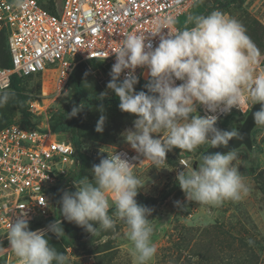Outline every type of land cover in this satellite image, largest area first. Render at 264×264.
<instances>
[{
  "label": "clouds",
  "instance_id": "1",
  "mask_svg": "<svg viewBox=\"0 0 264 264\" xmlns=\"http://www.w3.org/2000/svg\"><path fill=\"white\" fill-rule=\"evenodd\" d=\"M192 3L198 7L203 0ZM176 24V16L169 14L158 20L148 35L126 34L113 52L115 63L107 90L98 97L102 100L109 92L114 93L120 111L136 117L133 128L125 130L123 138L137 153L133 159L142 156L156 169L165 168L166 154L173 148L194 152L201 145L221 148L234 137L242 139L237 129L216 126L219 115L234 108H251L259 103V110L252 115L255 125L264 128V72H257L264 55L244 25L219 9L206 15H188L183 28L174 27ZM151 37H159L157 46H153ZM137 68L147 70V91L135 90L139 82ZM14 96V92L0 88V108ZM198 107L208 114L199 115ZM82 108L74 106L67 117L77 116ZM97 110L101 115L95 131L102 133L105 110L102 105ZM154 134L163 135L157 138ZM238 158L234 150L208 152L199 157L196 168L178 171L175 179L186 202L219 207L225 201L240 202L247 197L251 188L234 163ZM90 172L92 179L86 176L74 183L75 191L63 192L60 216L91 236L114 230L116 221H121L126 225L133 264H149L157 252L152 239L153 219L148 218L153 209L136 200L145 184L134 174L133 164L115 151L94 164ZM175 204L187 211L186 204ZM61 225L56 219L44 229L30 230L29 219L22 214L9 222L6 238L10 247H0V252L10 249L19 264H68V257L50 244L48 236L52 233L57 239L64 237ZM253 243L248 241L249 245Z\"/></svg>",
  "mask_w": 264,
  "mask_h": 264
},
{
  "label": "rangeland",
  "instance_id": "2",
  "mask_svg": "<svg viewBox=\"0 0 264 264\" xmlns=\"http://www.w3.org/2000/svg\"><path fill=\"white\" fill-rule=\"evenodd\" d=\"M226 0H203L201 15L219 9L226 16L239 20L247 30V35L264 55V0H237L224 7ZM195 7L190 14H194ZM210 10V11H209ZM208 11V13H207ZM189 14V15H190ZM7 64L5 34L0 27V66ZM109 69L105 66L93 67L89 61L80 62L61 96H54L53 80L49 72L29 76L20 80V87L26 102L37 100L46 105V116L33 117L22 112L14 99L0 108V128L9 123L27 125L49 124L52 126L64 113L69 101L74 97V85L79 84L89 95L90 103H81L78 113L76 135L82 163L67 183L65 190L75 191L74 183L86 176L92 179L91 168L100 159L116 149L136 153L124 140L123 133L133 128L136 117L121 112L120 109L104 108L106 121L103 132L95 131L101 113L97 110L100 93L105 92L109 81ZM136 91L144 90V84L135 85ZM9 91H12L9 89ZM13 92V91H12ZM112 95L109 92V98ZM198 112V111H197ZM199 114V113H198ZM246 115L233 113L216 126L222 130H235L241 126ZM27 121V122H26ZM159 137L163 134H154ZM63 138L67 139L65 134ZM251 149L241 146L234 150L238 159L234 163L251 188L250 194L240 202L225 201L219 207L198 205L186 202L185 194L176 182L177 172L196 168L199 157L206 153L209 145H201L194 152L173 148L166 154L167 163L156 169L147 159L140 156L134 174L145 184L139 189L137 202L147 199L148 207L153 209L152 220L155 231L153 242L157 248L155 257L149 264H264V128L254 126L251 130ZM184 159L187 166H181ZM187 205L182 211L175 202ZM114 207L110 209L111 215ZM68 242L57 239L48 233L50 244L68 257V264H133L125 236L126 225L116 221L114 230L101 231L96 236L89 234L75 223L67 222L60 216ZM51 219H40L29 225L30 230L44 229ZM0 231V247L2 245ZM252 240V245L248 241ZM16 259V258H15ZM14 259L9 264H15ZM0 264H8L0 257Z\"/></svg>",
  "mask_w": 264,
  "mask_h": 264
},
{
  "label": "built area",
  "instance_id": "3",
  "mask_svg": "<svg viewBox=\"0 0 264 264\" xmlns=\"http://www.w3.org/2000/svg\"><path fill=\"white\" fill-rule=\"evenodd\" d=\"M192 10V0H0V27L11 62L10 67L0 66V88L9 90L14 74L22 79L49 72L54 77L51 95L61 96L80 62L96 60L110 71L115 63L113 52L126 34L148 35L166 15L186 21ZM184 26L185 22L180 28ZM151 42L157 46L159 37H151ZM257 72H264V62ZM136 75L139 82L148 80L146 69L137 68ZM251 108L220 114L217 124L233 113L246 115ZM46 110L43 101L26 102V111L33 117L46 116ZM197 111L201 116L208 114L203 107ZM62 135L49 124L14 122L0 129L1 247H10L9 222L22 214L29 225L52 218L54 196L61 194L58 184L79 165L75 147ZM115 151L128 158L133 168L140 159H133L137 153L129 150ZM180 165L187 166L184 159ZM0 257L8 264L12 259L19 264L10 249L0 252Z\"/></svg>",
  "mask_w": 264,
  "mask_h": 264
},
{
  "label": "trees",
  "instance_id": "4",
  "mask_svg": "<svg viewBox=\"0 0 264 264\" xmlns=\"http://www.w3.org/2000/svg\"><path fill=\"white\" fill-rule=\"evenodd\" d=\"M237 0H226L225 4H222L221 7H226L234 2H236ZM194 14H200L203 12V8L199 5L198 7H195L194 9ZM210 11V10H209ZM208 13V11H207ZM185 22V17H182L180 19L177 20V27H181L183 25V23ZM190 26V25H189ZM5 52H6V56H7V64L4 65L3 67H10L11 66V62L9 59V55L7 52V48H6V41H5ZM90 64L93 67H101L104 66L101 62L96 61V60H92L89 61ZM20 78L14 74L11 77V86L10 89L15 93L14 99L18 105V108L24 113L26 112V105H25V97L22 94L21 91V87H20ZM109 80H110V76H109ZM148 81V80H147ZM146 82H139L138 84H146ZM145 91H147L145 89ZM91 98L89 97V95L84 91V89L79 85V84H75L74 85V97L69 101L68 106H66V109L63 113V115L51 126V130L57 133H63L67 136V140H69L73 146L76 149L77 152V157L79 160V165L77 167V169L71 173L69 176H67L66 178H64L59 184L58 187L56 188V190L60 191V195H55L54 196V212H53V216L51 218V220H58L60 219V212H59V208H60V198L63 194V192L65 191V188H67V183H70L71 177L74 175L75 172H77L78 168L80 167L81 163H82V156L79 153V142L77 140V135H76V124L78 121V115L75 117H71L68 118L67 114L71 112L72 108L74 106H78L81 105V103H90ZM99 105H102L103 107L106 108H110V109H118V104H119V100L118 98L115 96L114 93H112V95L109 98H104L102 99L100 102H98ZM27 122V121H26ZM11 124V123H9ZM8 125V124H7ZM31 124L28 122L27 125L25 126H30ZM6 126V125H5ZM4 127V126H3ZM2 127V128H3ZM1 129V128H0ZM148 200L147 199H142V201L138 202L139 204L142 205H147ZM62 226V225H61ZM63 227V226H62ZM65 234V233H64ZM63 242L67 243L68 239H67V235L65 234L64 237L61 238Z\"/></svg>",
  "mask_w": 264,
  "mask_h": 264
},
{
  "label": "water",
  "instance_id": "5",
  "mask_svg": "<svg viewBox=\"0 0 264 264\" xmlns=\"http://www.w3.org/2000/svg\"><path fill=\"white\" fill-rule=\"evenodd\" d=\"M260 104L257 103L252 106L250 111L247 113V116L245 117L244 122L242 123L241 126L237 127L236 129L238 130L240 136L242 139H237L233 138L227 147H221V148H208L206 150V153L208 152H217L220 151L222 153H226L227 151L230 150H236L241 146H245L247 149H251L252 142H251V130L255 126V122L253 119V113L257 110H259Z\"/></svg>",
  "mask_w": 264,
  "mask_h": 264
}]
</instances>
